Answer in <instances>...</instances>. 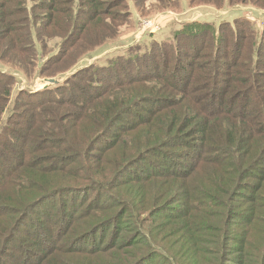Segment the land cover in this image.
<instances>
[{
  "label": "trees",
  "instance_id": "16d2710c",
  "mask_svg": "<svg viewBox=\"0 0 264 264\" xmlns=\"http://www.w3.org/2000/svg\"><path fill=\"white\" fill-rule=\"evenodd\" d=\"M25 1L0 0V24L6 26L5 36L11 41L23 42L21 49L15 46L21 51L22 56L18 63L24 66L28 56L35 55L32 50L35 48L32 45L33 35L32 32L30 34L28 26L40 30L45 25V21L36 20L31 11L47 10L43 14L48 19L45 26L49 25L50 30L53 29L55 33L53 35H61L63 39L58 45L55 43L56 51L46 50L49 47L47 43L37 47L39 50L42 49L40 52H44L46 56L44 60L46 67H41L42 70L39 72L49 77L55 76L54 72L57 69L64 71L69 66L65 69L57 67L59 63L65 61L66 56L74 48H77L78 43L80 44L84 36L82 32L90 29L86 21L99 22L101 5L108 2L88 0L91 5L88 11L82 13L79 11L81 15L77 14V17L73 18L69 11L60 7L62 2H70V0H31L29 11L24 5ZM110 1L112 6L119 4V0ZM28 17L31 19L29 20ZM61 19L64 20L63 24L58 27L55 22ZM236 22L238 24V21ZM226 28L233 31L229 24ZM246 30L248 33L237 28L233 31V35L224 37L220 45L216 43L215 54L212 53L216 57L213 66L199 67V72H194L196 75L188 70L185 71L184 66L196 68L195 58L200 53L197 50L207 46L202 37L192 43L190 39L188 41L184 39L181 43L182 48L188 50L187 61L178 58L179 50L174 48L173 53L178 64L173 63L172 66L170 64L172 55L166 53L172 49L169 48V43L163 42L157 44L158 46L149 47L147 51L138 49L140 54L135 52L136 54L131 53L126 57L119 55L117 61H124L131 67L132 72L129 73L120 71L117 66L112 68L114 62L112 60L105 66L92 65L87 70L84 67L76 71L72 70L67 79L78 77L88 84V88L82 94L78 93L81 103L68 101L67 105L77 107V111L73 113L60 111L61 103L64 102L62 96H65L66 89L61 88L59 84L50 87L51 89L45 87L34 92L38 95L33 100L31 91L21 90L20 93L27 97L25 108L31 111L33 118H27L24 113L13 115L10 111L12 108L9 109V98H6L10 91L8 84L13 75L7 72L9 70H0V130L6 133L7 123L16 122V118L27 121L26 128L29 134L26 141L28 147L32 146L25 152L18 153L12 151L5 141L0 142L3 150L4 147L7 148L4 150L6 152L0 153V264H91L92 262L96 264L98 257L107 264H146L150 257L158 255L157 250L160 248L157 245L158 241L152 239L151 232L139 230H142L141 225L145 226L147 220H152L162 211H172L174 214H165L158 224L167 226L172 218L180 220L181 229L174 232L177 234L179 246L188 248L191 243V246L196 248L199 244V235L204 229L199 223L194 225L191 220L194 216L187 215L189 212L187 208L192 209L194 205H186L182 208L178 205L180 198L194 202L199 200V205H207V201L215 204L219 200V206L225 209L226 228L219 229L225 233L217 245H220L221 252H228L232 246L230 241L236 239V222L241 223L240 221L245 220L247 216L251 217V220L259 219L261 212L251 208V205L264 208V168L262 167L264 165V26L261 30V44H259L260 38L256 42L252 29ZM250 32L252 34H249ZM34 33L38 35L35 31ZM173 38L176 40L177 35L174 34ZM189 44L191 47L187 48ZM163 49L166 52H159ZM185 55L186 53L180 52L181 57ZM142 58L146 61L142 62ZM77 59L78 57L72 59V62H76ZM223 59H226L224 63H222ZM158 64L163 78L156 73ZM140 68L156 74H142ZM169 68H172V71ZM223 68L225 70L221 72ZM89 71L92 73L88 75L84 73ZM105 71L106 75L102 77L106 79L100 77L99 80L95 72L103 75ZM118 76L128 77L117 80ZM149 77L164 80L168 88H163L161 91L158 89L154 97H147L150 102L145 106L144 98L134 97L140 93L137 89L143 85L142 82ZM105 80L115 81H109L110 86H102L101 83ZM194 81H197L201 90L205 83L207 86L211 85V88L207 93L206 90L199 94L190 93L192 88L190 84ZM107 87L110 88L105 90ZM124 88H130V91L124 93L127 91ZM117 89L118 94L110 97V92ZM88 92L91 95H87ZM72 95L73 93H70V96ZM130 96L132 98H129ZM42 99L45 101L42 102ZM7 109L9 112L4 119L3 114ZM128 114L133 115V118L127 119L125 116ZM119 121L123 123L116 125ZM63 122L74 123L75 127L80 125L78 134L79 136L82 134V137L78 136V139L74 140V133L70 135V130L63 128ZM44 123L49 127L42 126ZM32 128L34 130L30 133ZM114 128L116 129L112 131ZM13 134L14 132L8 135ZM109 134L110 139L113 140L104 141L106 136L110 137ZM54 136H58V140ZM122 145L126 147L119 152L120 158L115 165L113 164L115 169L111 170V173L107 170L79 173L77 168L88 162L90 159L88 154H91V151L95 154L93 156L102 153L108 155ZM173 147V150L168 149ZM42 149H47L49 153L36 157L34 164L49 160V164L44 166L52 170L48 172H63L68 168H74L72 178L59 182L50 176L43 175L38 178L35 174H28L24 168L33 162L31 159L29 161V150L39 152ZM52 150L54 152H51ZM94 150L97 152L95 153ZM65 151H68L69 155L56 153H65ZM47 155L49 157L46 158ZM151 155L157 156V159L152 158ZM173 155L183 160L178 159V162L172 157ZM97 157L103 159L101 155ZM142 160L150 163L148 167L153 169L150 170L152 173L146 172V175L139 174L137 178L131 175L122 179L129 169ZM159 164L173 165L177 168H181L179 165H185L189 168V172L177 177L180 180L177 188V181L168 179V174L162 171L165 169L159 167ZM139 167L138 170L141 171L142 168ZM200 170H204V173H200ZM198 172L202 178L201 184L196 185L193 192L188 195H178L183 191L184 186L192 187L193 179L190 183L188 179L193 178ZM141 182H146L143 184L147 188L145 194L143 195L140 190L139 196L130 195L128 189L132 191L140 189L142 185L136 184ZM31 187L36 189L37 193L29 197ZM258 191L261 192L260 195L256 194ZM92 192L97 196L88 200ZM124 192L127 194L125 195ZM63 194L71 200L67 203V209L62 207L61 200V206L55 207L56 215L52 216L54 219L50 218L54 203L41 211L44 208L43 204L49 199ZM151 195L153 197H150ZM102 197L107 200L100 203ZM79 199L82 200L80 204H78ZM115 207L116 209H113ZM244 210L247 214H244ZM33 213L39 217L33 218L31 216ZM129 214L133 216L134 224L138 226L134 225L133 230L136 232L134 236L140 240V250L144 246L146 249L139 254L131 251L123 252L122 255L119 250L123 246L126 249L127 245L113 241V235L103 239V230L106 227H113ZM79 220L82 231L77 239L69 241V250L58 255V247L67 244L64 242L58 246L56 243L51 247L46 246L44 239L48 236H56L55 239L59 241L67 234L72 235L74 225ZM48 221H52L50 224L58 222V227L52 230L53 228L47 225ZM172 229H177V226L172 225ZM112 251L118 252L114 262L111 260ZM83 253L91 255L90 263L79 257L78 254Z\"/></svg>",
  "mask_w": 264,
  "mask_h": 264
},
{
  "label": "rangeland",
  "instance_id": "374dc122",
  "mask_svg": "<svg viewBox=\"0 0 264 264\" xmlns=\"http://www.w3.org/2000/svg\"><path fill=\"white\" fill-rule=\"evenodd\" d=\"M107 1V3H103V5H101V16L98 18L100 19V21L95 23L88 22L89 20L86 21V25H89L90 29H88V31L82 32L84 36L80 41V44L78 43L77 48H74L73 51L66 56L64 62L57 65V67L64 69L68 65L69 66L64 71L62 69H57V71L54 72V74L56 75L53 77L41 75L39 72L40 70H42L41 67H46V63L44 62L46 56L43 54L44 52H40L42 49L39 50L37 47H42L44 43H47L49 47L46 48V50L48 49L56 51L57 45L63 40L61 35H53L55 33L53 32V29L50 30L49 25L45 26L48 22V19L44 17L43 14L47 10L33 9L31 11V13L35 16V19L38 21H45V25L40 30L34 29L31 25L28 26L30 34L32 32L33 35V48L35 46L34 49H32L31 47H28V49H32L35 55L31 57L28 56L29 58H27L28 60H26L24 66L18 63L22 56L20 54L21 51H19L15 46L17 45L21 49L23 47V42H16L14 40L11 41L8 36H5L7 33L6 26L0 24V70H9L7 72L13 75L11 76V82H9L8 84L10 91L6 96L7 99L9 98V109L12 108L10 111L13 115H21V113H24L23 115H25L27 118H33L31 116V111L25 108L27 97L20 93L21 90L31 91V93L33 94V100L35 96L38 95L37 93L34 94V92L45 87L50 88L59 84L61 88L66 89L65 96H62V98L64 99L62 101L64 102L61 103L62 108L60 109V111H70V113H73L74 111H77V107H75V105H67L68 101L70 102V100H72L73 102H77V104L81 103V100L78 98V93L80 92L82 94L84 90L88 88V84L85 81H81L78 77L67 79L66 77H68L71 72H73L74 70H79L82 67L87 70L92 65L105 66L108 61L110 62V60H112L114 61L113 66H111L112 68L114 66H117L119 67L120 71L129 73L132 72V70H130L131 67H129L124 61H117L118 56L122 55L123 57H126L131 53L140 54V50L143 49L144 51H147L149 47L158 46L157 44L159 43H169V48H171L172 50L166 52V50L163 49L159 52L164 51L166 53H170V56L172 55V61L170 63L172 66L173 63L178 64V61H175V56L173 53L174 48H177L179 50L177 57L181 58L183 61H187L188 50L182 48L181 43L184 41V39H186L187 41L188 39H190V43H192L195 40H198L199 37H202L207 46L200 49V46L196 44L200 49L197 50L200 53L195 58L197 60L196 68L193 69L189 66L188 68H186V66H184L185 71L188 70L191 74L196 75V73L199 72V67L204 66L206 68H210L211 66H213V62L216 60V57H214L212 53L215 54L216 43L220 45V41L224 37H230V35H233V31H235L237 28L238 30L246 33H248V31L246 30L247 28L252 29V33L255 35L256 42L259 38V44H261L262 41L261 30L264 26V0H119V4H116L114 6L110 4V0ZM24 5H26L27 10L29 11L31 0H26ZM60 7L62 10L69 11V13H71L72 17L74 18L77 17L79 11H81V13L88 11L91 5L89 4L88 0H70V2H62L60 4ZM81 13L79 14V16L81 15ZM28 19L30 20L31 18L28 17ZM239 20L243 21V23H241ZM63 21L64 20L61 19L56 21L55 23L58 27H60L62 26ZM236 21H238V24ZM240 23L242 24V26L240 25ZM228 24L232 27L233 31L226 28V25ZM34 31L38 35H36ZM184 33H186L187 35L185 36ZM252 33L250 32L249 34ZM174 34L177 35L176 40L173 38ZM182 36H184L183 39ZM37 38L41 40H38ZM55 43H57V45ZM186 47L189 48L191 47V45L189 44ZM15 50L16 52H14ZM207 51L209 52L208 54ZM180 52L186 53V55L181 57ZM77 57V61L73 63L72 59H75ZM112 58H115V60H113ZM224 60L226 59H223L222 63H224ZM145 61L146 59L142 58V62ZM169 70L172 71V68H169ZM221 70V72H224L225 68ZM142 72V74L145 75H153L157 73L159 77L163 78L162 73L159 70V64L156 73H148L145 69L142 70ZM84 73L88 75L92 73V71ZM95 73L99 77V80L100 77L106 75V71L103 72V75H100V72ZM128 76H118L117 80L124 79ZM102 78L106 79V77ZM153 79L155 81H153ZM156 79L157 78L149 77V79L142 82L143 85L137 89V92L139 91L140 93H138L134 98H144L145 101L143 105L145 106H148V102H150L149 100H147V97H154L153 95L156 94L155 92L158 91V89L159 91H161L163 90V88H168L164 80ZM109 81L115 80H105L101 83V85L110 86L111 84ZM190 86L192 87L190 88V93L193 92L195 94L204 92V90H206L207 93L209 91V88H211V85L207 86V84L205 83L202 86L203 90H201L197 85V81H194L192 84H190ZM109 88L110 87H107L105 90H108ZM124 89L127 90L124 93L130 91V88ZM117 92L118 89L110 92V97L117 95ZM70 93H73V95L70 96ZM87 95H91L90 92H88ZM129 98H132V96H130ZM41 101L43 102L45 101V99H42ZM9 109H7L5 111V114H3L4 119L9 112ZM125 117L127 119H132L133 115L128 114V116ZM9 123H7L6 133L0 130V142L3 143L5 141L6 145L8 147L10 146L12 151H16L18 153H23L28 148L32 147H28V143L26 141V137L29 134V131L27 130L28 128H26L27 121L16 118V122ZM122 123L123 122L119 121V123H117L116 125H120ZM45 125L46 124L44 123V125L42 126ZM46 126L49 127L48 125ZM79 127L80 125L75 127L74 123L63 122V128H68L70 130V135L74 133V140L78 139ZM115 129L116 128H114L112 131H114ZM33 130L34 128L30 130V133H32ZM13 132V135H8ZM54 137H57L58 140V136ZM81 137L82 134L79 136V138ZM110 138L111 135L110 137L106 136L104 141H108ZM111 140L113 139H110V141ZM124 147L126 146L122 145L121 148L116 150L114 153H109L108 155H105V153L96 154L97 156L101 155L103 159H99L97 156H93L95 154L91 151V154H88L90 156L88 162L83 166L77 168L79 169V173H82L84 171L101 172L104 170H107L109 173H111V170L113 171L115 169L114 165L120 158L119 152ZM168 149L173 150L174 147ZM4 150H7V148L5 149L4 147ZM4 150L3 146L0 145V151H2L0 153L6 152ZM94 151L95 153L97 152L96 150ZM51 152H54V150H52ZM70 152H72L71 149ZM47 153H49L47 152V149H42L39 152L29 150V161L31 159L33 160V162L32 164H29L24 168L25 171H27L28 174L37 175L38 178H41L43 175L50 176L52 178H56L59 182H64L72 178V170L74 168H68L66 169L67 171L63 172H48L52 170H50L49 167L44 168V166L49 164V160L45 161V163L38 162L37 164H34L36 162L35 160L37 159L36 157L45 156ZM56 153L63 156L69 155L68 151H65V153ZM47 157L49 156L47 155L46 158ZM151 157L157 159V156L155 155H151ZM172 157L178 162V159L183 160V158H176L174 155ZM149 164L150 163L146 162L145 160L136 163L137 166L135 165L131 169H129L128 173H126L122 179H126L131 175L135 178H137L139 174L146 175V172L149 173L152 169L148 167ZM139 165L141 167H139ZM188 165L190 166V164ZM138 167L142 168V170L139 171ZM159 167L165 169L162 171L168 174V179L177 181V188L179 187L178 182L180 181L177 177L189 172V168L185 165H179V167L181 168H177L173 165L159 164ZM262 167L264 168V165ZM174 169L177 170L175 171ZM199 172L204 173V170H200ZM199 172L193 178L188 179L189 183L193 179L192 187L184 186L183 191H181L178 195H188L189 193L193 192L196 185L201 184L202 178ZM185 182L186 179L184 180V183ZM145 183L141 182V184H136L142 185L141 188L135 191L128 189V193L130 195L139 196L142 191L144 195L147 190V188L143 186V184ZM155 188H157L156 185ZM31 189L32 190L30 191L29 197H32L37 193L36 189H34L33 187H31ZM177 191L178 189L176 190V192ZM210 191L213 193L212 190ZM124 194L126 195L127 192H124ZM256 194L260 195L261 192L258 191ZM94 196L96 197L97 194L92 192L88 200H90ZM150 197L153 196L151 195ZM61 200L63 202L62 207L67 209V203H70L71 200L67 195L63 194L49 199L48 202L43 204L44 208L41 211L46 210L49 205L51 207L54 203L53 212L50 213V218L54 219V217L52 216L56 215L54 212L55 207L61 206ZM106 200L107 199L105 197H102L100 203ZM78 201V204L82 202V200L80 201V199ZM206 203L208 204L199 205V200H195L194 202L193 200L189 201L187 198H180L178 203V205H180V207L182 208H185L186 205H194L192 209L187 208V210L189 211L187 212V215L189 214L194 216L191 218V220L194 222V225H197V223H199L200 227H203L204 229L199 235V244L198 246H196V248H193L191 246V243L189 244L188 248H185V246L183 245L182 246L184 248L179 246V242H177V234H174V232L180 231V220L171 217L172 219H170V222L167 224V226L158 224L161 222L165 214L169 213L173 215L174 213L172 211H162L161 213L157 214L152 220H147L145 226L141 225L142 230L139 231L151 232L152 239L158 241L157 245L160 248L157 250L158 255L150 257L149 261H147L146 264H264V208H259L254 204L250 206L251 208L257 209L261 212V214L259 215V219L251 220V217L247 216L245 220L240 221L241 223L236 222V239L230 241V245L232 246L230 247V250L228 252H221L219 249L220 245H217V243H220L221 238L225 233L219 230L221 228H226L224 222V220L226 219L224 215L225 209L222 206H219V200L215 204H210V201H207ZM113 209H116V207ZM246 210L249 212L248 209ZM244 214H247L245 210ZM31 216L33 218L39 217L34 213L31 214ZM50 222L48 221L49 224L47 225H50V227L53 228L52 230H55L58 227V222H54L52 224H50ZM134 222L135 221L133 219V216H131L130 214L126 215L123 219H120V221H118V223L113 227H106L103 230V239H106L108 235H113V241L119 243L121 242L120 244L122 245H127L126 249L123 246V248L119 250L122 255H124L123 252L129 253L131 251H133L134 254H139L146 248L144 246V248L140 250V240H137V238L134 236L136 232H134L133 230L134 225H136V227L138 226L137 224H134ZM172 225L177 226V229L171 230ZM218 230L220 232H218ZM81 231V220H79L77 224L74 225L72 235L67 234L59 241L55 239L56 236H48L44 239V241L46 242V246L48 247H51L54 243H56L57 246L62 242L67 243L66 245L58 247L59 250L58 252L56 251L58 255L59 253L63 254L64 251L70 249L69 241L77 239V237L81 234ZM19 235L22 236L21 234ZM115 236H118V238L116 239ZM71 242L74 243V241ZM39 251L42 252V250ZM112 252L113 255L111 257V260L114 262L117 259L118 252ZM57 253L55 254L57 255ZM78 255L81 259L89 261V263L92 259L91 255L89 256L88 254L85 255L83 253ZM96 261L98 262L96 264H107V262L102 260L101 257L96 258ZM91 264H93V262Z\"/></svg>",
  "mask_w": 264,
  "mask_h": 264
}]
</instances>
